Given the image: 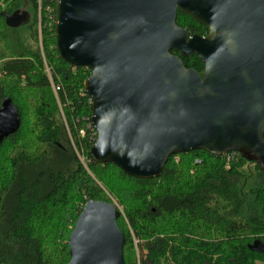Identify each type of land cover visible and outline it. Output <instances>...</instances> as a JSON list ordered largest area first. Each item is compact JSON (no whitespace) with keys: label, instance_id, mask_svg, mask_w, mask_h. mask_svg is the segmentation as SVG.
<instances>
[{"label":"trees","instance_id":"1","mask_svg":"<svg viewBox=\"0 0 264 264\" xmlns=\"http://www.w3.org/2000/svg\"><path fill=\"white\" fill-rule=\"evenodd\" d=\"M19 11L29 22L7 26L6 14ZM176 23L208 35L181 11ZM55 25L56 0H0V105L11 99L21 120L0 145V264H68L89 201L117 205L125 264H264V174L255 163L193 151L171 157L161 178L137 180L93 160L91 72L64 63ZM181 59L203 74L197 56Z\"/></svg>","mask_w":264,"mask_h":264},{"label":"water","instance_id":"2","mask_svg":"<svg viewBox=\"0 0 264 264\" xmlns=\"http://www.w3.org/2000/svg\"><path fill=\"white\" fill-rule=\"evenodd\" d=\"M179 11L208 35L180 28ZM29 20L6 14L11 28ZM55 40L64 63L91 72L96 163L153 180L171 157L204 151L239 154L264 174V0H56ZM193 56L203 74L181 59ZM19 118L3 100L0 145ZM119 217L114 203L87 202L68 264H125Z\"/></svg>","mask_w":264,"mask_h":264},{"label":"built area","instance_id":"3","mask_svg":"<svg viewBox=\"0 0 264 264\" xmlns=\"http://www.w3.org/2000/svg\"><path fill=\"white\" fill-rule=\"evenodd\" d=\"M90 128H93V125L92 124L91 125L90 124L88 125V129H90ZM93 130H95V129L93 128ZM81 134L84 136V132H82Z\"/></svg>","mask_w":264,"mask_h":264}]
</instances>
